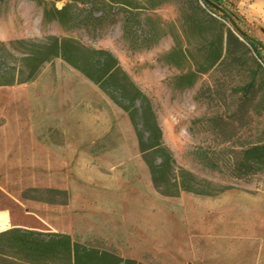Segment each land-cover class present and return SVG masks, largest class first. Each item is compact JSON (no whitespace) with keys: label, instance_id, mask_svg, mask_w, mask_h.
<instances>
[{"label":"rangeland","instance_id":"obj_1","mask_svg":"<svg viewBox=\"0 0 264 264\" xmlns=\"http://www.w3.org/2000/svg\"><path fill=\"white\" fill-rule=\"evenodd\" d=\"M140 1L158 40L138 49L124 36V13L117 7L94 28L67 30L57 21L44 22L42 8L31 0H0V41L57 36L110 51L151 100L175 175L160 179L157 188L148 166L152 156L141 153L128 114L55 59L34 82L0 87V230L67 233L147 264H218L228 251L238 258L248 253L251 260L242 264H264V171L248 181L230 174L232 153L242 143L264 139V94L242 134L229 143L213 135L203 120L221 108L212 104L209 112L195 95L213 86L215 71L198 74L190 87L179 89L176 83L203 64L207 36L192 5L167 0L153 9ZM241 2L222 0L214 9L258 46L264 59V26L242 15ZM42 139L64 145L63 155ZM181 170L196 177L188 179L194 192L176 187Z\"/></svg>","mask_w":264,"mask_h":264},{"label":"trees","instance_id":"obj_2","mask_svg":"<svg viewBox=\"0 0 264 264\" xmlns=\"http://www.w3.org/2000/svg\"><path fill=\"white\" fill-rule=\"evenodd\" d=\"M31 1L42 8L44 22L57 21L67 30L94 28L111 16L117 7L124 13L123 33L132 48L138 49L158 40L157 29L149 24L153 19L144 16L148 8L140 0ZM64 1L66 3L62 8L56 6ZM187 1L192 5V14L207 38L202 51L203 64L197 71L178 77L177 88L190 87L198 74L215 71L213 86L201 87L195 100L205 102L209 112L213 109L212 104H219L221 111L213 112L209 119L203 121L213 127V135L229 143L238 133L242 134L241 131L257 114L256 100L264 94V59L259 47L236 31L227 16L214 9V4L218 5V9L222 0ZM147 2L154 9L167 0ZM186 14L188 12L183 9L182 15ZM55 59H62L80 72L114 105L128 114L141 153L152 156L148 166L157 188L160 179L175 175L174 159L163 143L162 130L151 100L110 51L87 47L73 38L57 36H47L43 40H16L9 45L0 41V87L34 82L42 68ZM252 64L255 68L251 67ZM237 76L241 79L234 84L233 79ZM243 76H246V80L242 79ZM232 154L235 157L230 165V174L234 179L248 181L264 171V139L242 143L239 151ZM188 179L197 181L193 174L181 170L177 180L175 178L178 190L194 192L188 185ZM0 264L145 263L80 243L67 233L12 226L0 232Z\"/></svg>","mask_w":264,"mask_h":264},{"label":"crops","instance_id":"obj_3","mask_svg":"<svg viewBox=\"0 0 264 264\" xmlns=\"http://www.w3.org/2000/svg\"><path fill=\"white\" fill-rule=\"evenodd\" d=\"M240 9L242 12V15L249 21L253 23H257L264 26V0H242ZM42 144L47 147L48 149H51L52 151H55V154L57 155H63L64 151V145L56 144L54 141H51L49 139H42ZM61 152V153H60ZM11 228V227H9ZM9 228H5L3 230H0V232L7 230ZM29 228V227H26ZM33 229V228H31ZM37 230V229H36ZM110 250V249H107ZM116 252L120 257L126 258L124 255L120 254L116 249L112 248V250ZM242 254V253H241ZM244 254V253H243ZM248 254V253H246ZM244 255V257L238 258V253L236 251H228L227 253H223L218 256L219 263L218 264H242L244 261L251 260L250 256ZM223 256V257H222ZM133 260H136L135 258H130ZM240 259V263L239 260ZM137 262H141L140 260H136ZM145 263V262H142ZM249 264L251 262H248ZM247 263V264H248ZM147 264V263H145Z\"/></svg>","mask_w":264,"mask_h":264}]
</instances>
